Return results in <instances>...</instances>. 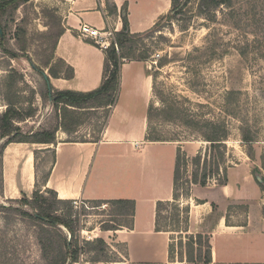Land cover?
Returning a JSON list of instances; mask_svg holds the SVG:
<instances>
[{"label": "rangeland", "instance_id": "rangeland-1", "mask_svg": "<svg viewBox=\"0 0 264 264\" xmlns=\"http://www.w3.org/2000/svg\"><path fill=\"white\" fill-rule=\"evenodd\" d=\"M231 1L203 12L199 0H193L178 15L160 19L152 36L144 39L149 55L146 61L154 75V108L148 132L185 145L195 141L202 146L199 151L205 156L209 142L197 128L174 117L176 113L172 104L180 103L179 106L197 120L211 119L224 123L230 129V137L221 150L225 159L220 179L223 178V170L241 163L245 170L252 172L259 191L250 200L251 216L253 223L261 225L264 231V0ZM107 2L112 5L111 0ZM68 3V0H24L4 15L5 36L3 40L0 37V118L7 109L9 99L25 111L33 108V116L16 121L24 133L52 128L58 123L52 101L44 96L45 78L41 71L50 77L48 64L57 65L55 43L58 33L64 29ZM197 48L200 50L197 51ZM13 80L14 86H11ZM121 90L117 102L132 107L135 103L139 112L142 109L140 99L130 101L124 94L126 90L123 89V94ZM104 111L82 110L77 131L68 133L60 128L56 138L59 134L68 140L100 137L107 123ZM242 127L250 129L255 140H242ZM6 141L7 137L0 135V153ZM194 156H190L188 165L181 169L179 192L185 193L180 198L181 206H188L186 199L191 190L187 194L190 184L185 180L191 177L194 170L191 161ZM208 162L209 169L211 157ZM44 174L45 168L40 173V179ZM257 176L262 180H258ZM214 181L219 182L217 177L210 179V182ZM1 190L2 186L0 204L6 206L7 211H0V264H47L36 222L13 209L19 207L32 212L26 201L33 194L5 198ZM85 203L74 209L80 218L78 229L81 237H103L101 223L113 219L114 207L103 204L91 210L88 206L92 203ZM242 203L245 204L229 206V223L240 224L248 220L249 206L247 201ZM171 212L169 208L162 216H169ZM214 219L212 217L211 222ZM171 235L173 253L179 262L181 256H185L187 238L178 231ZM230 239V244L236 246L235 238ZM218 243L222 245L223 240ZM108 244L107 259L110 261H90L93 253H87L75 264H125L126 247L113 242ZM250 256L263 257L264 254L254 250Z\"/></svg>", "mask_w": 264, "mask_h": 264}, {"label": "crops", "instance_id": "crops-1", "mask_svg": "<svg viewBox=\"0 0 264 264\" xmlns=\"http://www.w3.org/2000/svg\"><path fill=\"white\" fill-rule=\"evenodd\" d=\"M111 1L117 6V13H109L107 0H68L55 54L70 64L75 74L71 79L50 76L53 87L90 91L103 81L106 53L92 39L79 35L82 23L100 29L111 26L119 31L123 27L122 9L126 6L131 32L143 33L172 9V0ZM120 88L121 94L126 90L124 94L130 101L140 99L142 109L137 112L135 103L132 107L116 102L98 139L68 140L59 134L50 144H8L2 157L1 193L5 198H20L31 196L37 189H53L61 199L134 200L132 227L100 229L106 241L126 247L124 263L188 264L171 260L172 235L156 230V206L160 200H173L178 147L190 157L200 152L202 146L195 141L185 145L174 140L147 139L148 109L154 94L148 61L125 62ZM226 174V184L209 181L205 186H192L186 199L190 207L187 233L211 234L213 264H264V256H250L254 250L264 254V231L261 225L253 223L251 216L250 200L258 195V183L242 163L227 167ZM244 201L249 206L248 220L228 223L229 206L245 204ZM212 217L215 219L211 222ZM231 237L236 246L230 244ZM219 240H223L222 245Z\"/></svg>", "mask_w": 264, "mask_h": 264}, {"label": "trees", "instance_id": "trees-1", "mask_svg": "<svg viewBox=\"0 0 264 264\" xmlns=\"http://www.w3.org/2000/svg\"><path fill=\"white\" fill-rule=\"evenodd\" d=\"M24 0H0V37L3 40L5 36V28L2 24L4 15L10 8H17ZM193 0H172V9L165 16H176L181 13ZM231 0H199V7L203 12L210 11L221 5L230 4ZM107 8L110 14L117 13L118 9L115 3L112 5L107 2ZM128 11L125 6L122 9L123 27L116 31V42L119 50L116 49L114 43L104 49L106 59L103 71V81L99 87L90 91H79L73 89H57L50 83V77H47L44 71H41L45 78L44 96L50 99L56 110L58 119L57 125L52 128H44L36 131L22 132L20 127L16 125V121H22L35 114V110L30 108L24 110L17 106L16 102L8 100L7 109L0 118V135L7 137L4 148L12 142H29V143H54L56 141V133L62 128L68 133L77 131L80 125V112L93 111L97 109L105 110V116L108 120L112 107L118 99L121 86V68L122 65L130 60H147L148 50L144 47V39L152 36L156 30L158 22L149 30L143 33H132L129 26ZM164 16V17H165ZM163 18V17H162ZM161 18V19H162ZM63 30L58 33L57 40ZM55 43V48L57 44ZM94 43V42H93ZM144 47V49H142ZM197 51L200 49L197 48ZM245 53V52H244ZM57 65L49 63V71L53 77H66L71 79L74 77V68L68 64L63 58L54 55ZM64 69L66 72L64 73ZM149 74L153 73L149 70ZM11 76V75H10ZM17 79L15 77H11ZM14 81L11 86H14ZM180 103L172 104L176 115L172 116L182 119L184 124L197 128L202 133L205 140L209 142V150L203 156L202 151L198 152L192 159L194 170L191 177L185 182L190 184L188 192L194 184L205 186L210 179L217 177L219 184H226L228 181L226 170H223V178L220 179L221 168L225 153L221 150L226 147V141L230 137V129L224 123L211 119L203 121L195 119L185 109L179 106ZM153 104L148 109V121L152 119ZM99 138V137H98ZM96 138V139H98ZM242 140L252 142L250 129L242 127ZM94 139V140H96ZM148 140H165L159 136L151 135L148 132ZM85 140V139H84ZM3 148V151H4ZM3 151L0 153V186H3V169L2 157ZM252 155V153H249ZM211 157V167L208 169V158ZM189 157L181 146L178 147L175 174H174V197L173 200L158 201L156 206V230L167 231L173 233L178 231L186 233L185 256H181L180 261L188 264H213L211 234L196 233L189 234L188 226L190 222V207L181 206L180 198L185 193H180L181 169L184 165H188ZM203 162V167L201 166ZM201 166V167H200ZM202 169V172H201ZM219 177V178H218ZM49 194V195H48ZM190 194V193H189ZM92 205L89 209H95L103 204L112 205L114 207L113 219L103 220L101 229L117 230L125 227H132L135 215V201L129 199L114 200H93L89 201ZM26 204L32 208V212L19 207L15 209L19 214L25 215L33 219L39 227V239L43 251V257L47 264H75L78 263L83 254L93 253L90 261H110L107 250L110 246L103 237L93 239H83L80 234L78 225L80 218L78 211L76 212L74 200L61 199L57 192L53 189L42 191L37 189L32 198L27 197ZM172 209L171 215L162 216V213L168 209ZM7 211V207L0 204V211ZM227 222L229 223L228 217ZM66 229V231H65ZM170 258L176 261L173 253V244H170ZM185 258V259H184ZM89 261V260H85ZM130 264H151V263H130Z\"/></svg>", "mask_w": 264, "mask_h": 264}, {"label": "built area", "instance_id": "built-area-1", "mask_svg": "<svg viewBox=\"0 0 264 264\" xmlns=\"http://www.w3.org/2000/svg\"><path fill=\"white\" fill-rule=\"evenodd\" d=\"M78 30L80 36L92 39L94 44L103 49H107L114 43L116 49L119 50L118 43L116 42V29L111 26L100 29L89 23H82ZM81 204L86 203L83 200H74L75 207H79Z\"/></svg>", "mask_w": 264, "mask_h": 264}, {"label": "water", "instance_id": "water-1", "mask_svg": "<svg viewBox=\"0 0 264 264\" xmlns=\"http://www.w3.org/2000/svg\"><path fill=\"white\" fill-rule=\"evenodd\" d=\"M47 77H48V76H47ZM257 179H258V180H262L261 177H259V176H257Z\"/></svg>", "mask_w": 264, "mask_h": 264}]
</instances>
